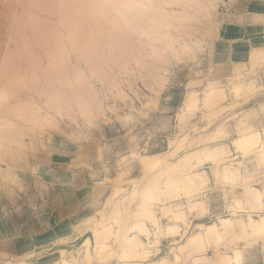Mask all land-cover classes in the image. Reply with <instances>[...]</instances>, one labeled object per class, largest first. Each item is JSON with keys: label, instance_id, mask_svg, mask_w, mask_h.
I'll return each instance as SVG.
<instances>
[{"label": "rangeland", "instance_id": "1", "mask_svg": "<svg viewBox=\"0 0 264 264\" xmlns=\"http://www.w3.org/2000/svg\"><path fill=\"white\" fill-rule=\"evenodd\" d=\"M237 4L238 0H199L193 5L185 0H0V94L5 93L0 96V135L9 122L20 124L19 105L30 96L42 104L43 116H50L42 126L28 123L20 145L24 147L12 143L14 151L7 153L5 141V153H0V213L7 204L27 198L28 203L41 201L38 191L58 178H53L57 169L68 181L73 179L72 172L80 170L82 192L90 198L75 220L62 225L57 219L43 231L64 236L57 244L17 255L0 249L2 264H56L63 256L73 261L86 253L81 244L87 237L92 238L94 252L82 264H152L162 255L173 264H218L216 251L233 254L235 247L243 248V257L234 264H263L264 237L257 235L244 239L226 234L230 237L225 235L220 244L211 240L203 248L179 250L197 222L233 218L230 206L242 208L244 201L246 210L264 214V120L251 122L243 112L250 100L264 92L260 90L264 42L254 44L248 62L237 63H222L225 47L219 42L224 13ZM256 4L263 9V4ZM257 34L263 36L264 31ZM257 48L263 52L251 58ZM239 84L245 88L240 94L237 87V95L233 88ZM211 85L223 87L224 97H217L218 102L209 93ZM192 91L198 97L194 103L188 98ZM207 93L215 97L213 104L214 98ZM57 94L58 104L45 103L52 96L56 100ZM251 128L260 133L257 139ZM240 132L243 137L247 134L244 141L249 135L254 138L252 145H248L251 140L248 144L246 140L247 145L240 140L238 145ZM222 142L232 149L228 154L210 150ZM202 146H207L205 152L197 150L190 158H181ZM216 156L217 160L212 158ZM152 159L158 163L154 161L147 171L143 165ZM227 165L239 168L235 180L225 178ZM203 169L209 179L200 185L192 171ZM62 177L59 180L64 181ZM179 177V188H165L169 178ZM245 190H251L250 195L245 197ZM259 199L257 207L254 201ZM142 204L162 215L160 239L149 241L141 234L151 243V254L128 257L126 240L134 232ZM191 204L197 208L189 212ZM170 208L190 213L186 220L190 224H183L175 235L166 232L172 221L163 216ZM193 212L202 213V218L196 219ZM238 213L249 216L247 211ZM109 221L115 232L103 239L111 244L105 247L110 254L99 251L96 255V243L103 239L95 242L98 234L93 237L92 231ZM148 224L152 232L155 227ZM61 248H66L65 254Z\"/></svg>", "mask_w": 264, "mask_h": 264}, {"label": "bare ground", "instance_id": "2", "mask_svg": "<svg viewBox=\"0 0 264 264\" xmlns=\"http://www.w3.org/2000/svg\"><path fill=\"white\" fill-rule=\"evenodd\" d=\"M180 1H182V0H180ZM187 3H188V5H193V3H199V0H185ZM124 5H125V2H124ZM196 6V5H195ZM192 7V6H191ZM190 14V13H189ZM186 15H188V13L186 14ZM181 17V16H180ZM181 19H186V20H188L189 19V16H185V17H181ZM184 32V31H183ZM174 40V39H173ZM173 42V41H172ZM259 42V45L261 44V42H262V44H263V42L264 41H258ZM171 45V44H170ZM255 45H258V43H256ZM254 45V46H255ZM257 47V46H256ZM262 50H263V48H262ZM261 50V51H262ZM255 50H252V55H251V58L252 57H254V58H256L255 56H256V54H257V51H258V54L257 55H259V52H261L260 51V49L258 50V48L256 49V53L254 52ZM263 52V51H262ZM255 53V54H254ZM262 55V54H261ZM260 58H263V57H260ZM257 59V58H256ZM254 60V59H253ZM252 60V61H253ZM257 61V60H256ZM254 62V61H253ZM253 82V81H252ZM252 85V84H251ZM48 86V85H47ZM243 86V85H242ZM242 86L239 84L238 86H235L234 88H233V86H232V88L234 89V91L236 90L237 91V95H239V92H240V90H237L238 88L240 89V87H241V92H240V94H242L243 92H242ZM238 87V88H237ZM250 87V86H249ZM222 88L223 87H217L216 85H211L210 86V89H209V93L211 94V95H214L215 97H216V101H215V97L213 96L212 98H214V100L211 102V100H210V102L213 104V102L215 101V102H218L219 100H221L219 97H221V95H223V90H222ZM236 88V89H235ZM243 88H245L244 86H243ZM233 89H232V91H233ZM46 90V89H45ZM221 90V91H220ZM245 90V89H244ZM233 91V93H235L236 94V92H234ZM219 92V93H218ZM1 93V92H0ZM5 94V93H4ZM4 94H0V96L1 97H4L3 95ZM46 94V93H45ZM50 94V93H49ZM210 94H208L207 93V95H209V97H210V99H212L211 98V96H210ZM55 95V94H54ZM57 96H58V94L56 95V100H55V98H54V96H52L53 98H50V99H48V98H46V100H45V103L47 102V105L48 104H50V102H51V104L50 105H56V104H58V101H57ZM8 97V96H7ZM219 98V100H217L218 98ZM222 97H224V95L222 96ZM189 101H191V103L193 102L194 103V101L196 102L197 100H198V97L196 96V92H194V91H192L191 93H190V95H189ZM24 99V98H23ZM60 99V98H59ZM27 101V102H25V101ZM24 100H22V102H23V105L21 106V105H19L20 106V112H21V110H22V112H23V117L21 118L22 119V121H20L19 123L20 124H16V123H12V121L11 120H9V121H11V122H9V125H8V128H6L5 129V131L4 130H2V134L0 135L1 136V138H0V153L2 152L3 153V155H4V153H5V149H4V146L6 145V144H8L7 146H8V152L7 153H11V151H14V146L13 145H11L12 143H17L19 146L20 145H22L23 144V140H24V138H23V135L25 136V134H26V130H24V128H28V123H29V125H31V124H36L37 123V125L39 126V124L41 125V122L42 121H44V120H47L50 116H47V114L46 115H44L43 116V114L41 113V109H42V104H40L39 103V101L37 100V98H35L34 96H30L29 97V99H24ZM32 101H33V103H32ZM44 101V100H43ZM26 103V104H25ZM28 103H30V104H28ZM18 105V104H17ZM19 106H17V107H19ZM58 106H60V105H58ZM22 107V108H21ZM188 107H189V104H188ZM56 108V107H55ZM57 110L59 111L60 109L59 108H57ZM19 113V112H18ZM50 113V112H49ZM58 113H60V111L58 112ZM18 115V114H17ZM16 115V116H17ZM20 116H22V113H20ZM248 116V115H247ZM244 119H246V118H244ZM50 121V120H49ZM52 121V120H51ZM42 124H43V122H42ZM42 126V125H41ZM14 128V129H13ZM252 129L253 128H251V134H253L254 132H255V134H256V131H254V132H252ZM16 130V131H15ZM249 131V133H250V130H248ZM19 132V133H18ZM226 132H228V131H226ZM241 132H242V130H241ZM240 132V133H241ZM244 132V131H243ZM245 132H246V130H245ZM264 132V131H263ZM215 133V132H214ZM258 133V132H257ZM244 133H241V135H240V137L243 135ZM254 134V135H255ZM260 134V133H259ZM259 134H256L255 136H256V139H257V135H259ZM247 135V134H246ZM246 135H244L245 137H241V139H239L238 138V142H239V144L238 145H240V140L242 141L241 143L244 145H247L248 144V141L249 140H251V144H250V142H249V146L250 145H252V140L254 139L251 135H249L248 137V140H247V144L245 143L246 142V140L244 141V139L246 138ZM264 137V136H263ZM244 138V139H243ZM253 138V139H252ZM159 139V138H158ZM236 139V138H235ZM160 140V139H159ZM259 140V139H258ZM257 140V142H258V144H259V142H260V140L258 141ZM5 141H7V143L5 142ZM234 141V140H233ZM235 141H237V140H235ZM243 141H244V143H243ZM256 140H254V142H255ZM225 142V141H224ZM224 142H222L221 144L219 143V144H216V145H213L214 147H210V145H208L209 147H210V150L212 149V150H214V149H216V150H218L217 152H218V154L219 153H224L225 155L226 154H228L231 150L229 149V147L227 146V144L226 143H224ZM238 142H234V143H236V146H238L237 145V143ZM253 142V143H254ZM257 142L256 143H254V144H257ZM6 143V144H5ZM26 144V143H25ZM257 144V145H258ZM164 145V144H163ZM242 145V146H243ZM18 146V147H19ZM235 146V147H236ZM242 146H238L239 148H241ZM20 147H24V146H20ZM30 147V146H29ZM204 147H207V146H204ZM203 146L202 147H200V148H198V149H196L195 150V152H193L192 150H191V152H187V153H185V155H183L181 158H190V155L192 154V153H196L197 152V150H198V152L199 153H202V150H204V152H205V148H204ZM237 147V148H238ZM245 148H248V146L247 147H245ZM252 148H256V145H255V147H249V149H252ZM4 149V150H3ZM13 149V150H12ZM209 149V148H208ZM249 149H245V150H249ZM240 150V149H239ZM4 151V152H3ZM240 151H242L243 152V150H240ZM250 151V150H249ZM255 151V150H254ZM206 152H208L207 150H206ZM211 152V151H210ZM213 152V151H212ZM246 152V151H245ZM1 153V154H2ZM15 153V152H14ZM214 153V152H213ZM249 153V152H248ZM13 154V153H12ZM16 154H18V153H16ZM223 154V155H224ZM246 154H247V152H246ZM11 155V154H10ZM161 155H163V154H161ZM200 155V154H199ZM205 155H206V153H205ZM215 155V154H214ZM220 155V154H219ZM222 155V154H221ZM220 155V156H221ZM218 156V155H217ZM217 156L216 157H212V158H215L216 160L219 158H217ZM244 156V155H243ZM2 157V156H1ZM10 157H13L12 155L10 156ZM144 157H145V155H144ZM201 157V156H200ZM210 157V156H209ZM225 157V156H224ZM224 157L222 158V159H224ZM160 158H162V157H160L159 156V159ZM221 158V157H220ZM143 160H145V159H143ZM161 160H163V159H161ZM160 160V161H161ZM149 161V162H148ZM147 161V163H145L144 165H143V167L147 170V171H150L151 169H150V167H149V165L150 164H152V163H154V161H155V165L158 163V160H153L152 159V161L153 162H151L150 163V160H148ZM157 161V162H156ZM190 161V160H189ZM145 162V161H144ZM165 163V162H164ZM168 163H172V162H168ZM217 163V162H216ZM230 163V162H229ZM153 164V165H154ZM152 167V166H151ZM227 168V171L225 172V174L227 175V176H225V178L226 177H228L227 178V180H229V178H230V181H231V179H236L235 177L237 176V170L239 169H236V168H232L230 165H227L226 166ZM3 168V167H2ZM3 169H6V168H3ZM205 170L203 169L202 171H199V170H197V171H192V172H194L195 174H196V177H198L197 179H200L201 180V184L200 183H198V186H199V184L200 185H202V184H205L206 183V181L209 179V174H207L206 172H204ZM144 174V173H143ZM1 175V174H0ZM142 175V174H141ZM223 175V177H224V174H222ZM185 178H186V176H184ZM190 177V175L189 176H187V178H189ZM140 178V177H139ZM186 178V179H187ZM192 178H193V176H192ZM191 178V179H192ZM179 179V180H178ZM178 179H175V178H172V179H170L169 178V180L167 181V183H166V189L168 190V189H172L173 187L174 188H177L179 185H181L180 184V182L182 181V177H179ZM190 179V180H191ZM223 179V178H222ZM178 180V181H177ZM183 180H184V178H183ZM199 180V181H200ZM198 181V182H199ZM226 181V180H225ZM190 182V181H189ZM189 182L187 183L186 182V184H187V186H188V184H189ZM227 182V181H226ZM195 183V182H194ZM184 184V183H183ZM193 183H191V185H192ZM195 186H196V184H195ZM194 186V187H195ZM182 187V186H181ZM180 187V188H181ZM263 187H264V185H263ZM179 188V187H178ZM257 188V187H256ZM163 190H165L164 188H163ZM170 191V190H169ZM173 191V190H172ZM190 192H191V190H190ZM250 192H251V190H245L244 191V196L246 197V196H248V195H250ZM117 193V192H116ZM260 194V193H259ZM263 195H264V188H263ZM111 196V195H110ZM109 196V197H110ZM109 197H108V199H109ZM109 201V200H108ZM107 201V202H108ZM111 201V200H110ZM196 202V201H195ZM193 204H195V205H197L196 203H193ZM254 204H257V207L258 206H260L259 204H260V199L257 201V200H255L254 201ZM143 205V207L142 208H140L139 209V211H138V218L135 220V222L133 223V227H134V232L132 233V234H130L129 236H128V241L126 240V244L128 245V243H129V246L127 247L126 246V248H127V250H124V251H126L125 252V255L126 256H128V257H134V256H147V255H150L151 253H149L150 251H149V249L148 248H152V245H151V243L150 242H146L145 240H143L142 238H141V234H146V239L147 240H149V241H151V237H153V239H155V241H159V239H160V233H161V231H162V228H161V218H162V215H158L157 213H155V211L153 210V209H151V208H147L146 207V205L145 204H142ZM177 205V204H176ZM179 205V204H178ZM201 205V204H200ZM243 206H244V208H243ZM243 206H242V208H241V206L239 207V209H238V206L236 207V205L235 206H230V212H231V214L234 216L233 218L232 217H222V216H219V217H217L216 218V221H212V222H209V223H204V222H197L196 223V230L190 235V236H188V238H187V240L185 241V242H183L181 245H179V250L181 249V250H184V251H187L188 250V252H189V250H190V248H191V251H193L192 250V247L195 249V247H197V249L198 248H203L204 247V245H206L207 243H210V241L212 240V241H216V244H220V242L223 240V238H224V236L226 235V234H229V235H231V236H238V237H243L244 239H245V237H248V236H261V237H264V214H254L253 212L254 211H256V209L254 210V211H252V209L250 210H246L245 209V202L243 201ZM195 207L196 206H194V205H190L189 206V212H191L192 210H194L195 209ZM256 207V206H255ZM197 208V207H196ZM202 208V207H201ZM254 209V208H253ZM243 211H247V212H249V216H248V218H246V217H244L241 213L239 214L238 212H243ZM189 212H187L186 214H182L181 212H179V211H176V210H174L173 208H170L169 210L167 209V210H165L164 211V213H163V216L164 217H167V218H169L170 220H169V222L170 221H172L171 222V224L169 225V227H168V229L166 230V232L168 233V234H173V235H175L176 233H178V231H179V228L180 227H182V225L183 224H190V223H188V221H186L187 220V217H188V214H190ZM201 212H202V210H201ZM203 212H204V210H203ZM260 213V212H259ZM255 215H257L258 217L257 218H255L254 216ZM148 222L150 223L151 222V224L152 225H154V227H155V229L151 232L149 229V224H148ZM109 224V225H108ZM108 224H107V222H104L102 225L103 226H101L99 229H96L95 230V228H94V230L92 231L93 232V237L95 236L94 234H98V237H96L95 239H94V241L96 242V239L97 240H99L100 239V241H101V238L103 239L104 237L105 238H108L107 236H110L111 235V231L112 230H114L115 229V227H114V223H113V221H109L108 222ZM169 224V223H168ZM114 227V228H113ZM237 228V230H235ZM110 229V231H108ZM103 230H107L108 231V234H107V231L105 232L106 234H104V232H102ZM234 230V231H233ZM114 232H115V230H114ZM99 233H100V236L103 234V236H101V237H99ZM230 233H232V234H230ZM110 234V235H109ZM105 235V236H104ZM229 235H226L225 237H227V236H229ZM230 237V236H229ZM104 238V239H105ZM90 239L92 240V238L91 237H87L84 241H83V243L81 244V247H83V249H82V251L84 252H86L85 254L83 253V256H75V260H73V261H71V260H69L68 258L69 257H65V256H63V259L61 260V261H59V262H57L56 264H82V262H83V260L85 259V258H87L86 256L88 255V257L89 256H91L90 254H88V253H90L91 251H92V249H91V245H90ZM104 239L102 240V242H99V241H97L98 243H96V247H95V251H96V255H97V253H103L104 252V255L105 254H110V250H109V253L107 252L106 253V251H105V247L107 246L108 247V245L110 246L111 244L109 243V244H107V243H105V242H109V240L107 241V239L105 240V242H104ZM127 239V238H126ZM205 241H208L207 243L205 242ZM211 241V242H212ZM128 242V243H127ZM206 244H205V243ZM85 246V247H84ZM207 246V245H206ZM59 247H61V245L59 246ZM106 247V248H107ZM94 248V247H93ZM178 248V247H177ZM189 248V249H188ZM49 249V248H48ZM51 249V248H50ZM54 249V248H53ZM70 249V248H69ZM107 249H109V247L107 248ZM106 249V250H107ZM159 250V249H158ZM60 251H61V253H64L65 254V251H66V248H61L60 249ZM100 251V252H99ZM103 251V252H102ZM154 251V250H153ZM156 251V250H155ZM52 252V251H51ZM92 252H94V251H92ZM217 252V254H218V259H217V262H218V264H234V263H239L240 262V260L242 259V257H243V248H241V247H235L234 249H233V254H230L229 252H227V251H224V250H220L219 251V249L216 251ZM48 253V252H47ZM67 253V252H66ZM156 252H154L153 254H155ZM174 253V252H173ZM124 254V253H123ZM152 254V255H153ZM73 255V254H72ZM77 255V254H76ZM95 255V254H94ZM61 257H62V255H61ZM90 258H92V257H89V259ZM178 258V257H177ZM197 259H198V257H196ZM61 259V258H60ZM176 259V258H175ZM197 259H195V260H197ZM58 261V260H57ZM173 260H171L170 258H168V256H165V255H162V256H160L159 258H155L154 260H153V262H152V264H173L174 262H172ZM8 262H11V261H8ZM14 262V261H13ZM16 262V261H15ZM140 262V261H139ZM19 263H21V264H30V263H27V262H24V261H21V262H19ZM9 264V263H8ZM15 264H17V263H15ZM132 264H145V263H137V262H132Z\"/></svg>", "mask_w": 264, "mask_h": 264}, {"label": "crops", "instance_id": "3", "mask_svg": "<svg viewBox=\"0 0 264 264\" xmlns=\"http://www.w3.org/2000/svg\"><path fill=\"white\" fill-rule=\"evenodd\" d=\"M256 3H261L264 6V0H238L235 9L229 14L224 13L219 32V42L225 47V50L222 51L224 55L222 63L248 62L250 50L257 41L264 38V35L258 36L257 34L264 31V20L261 19L264 16V7L258 10ZM252 6H255L254 10L251 9ZM261 27L263 28L260 29ZM260 90H264V87ZM260 101L262 102L260 103ZM263 103L264 92L258 94L256 100H250V104L244 108L246 110H243V112H247L249 121L258 123L264 120ZM246 116L244 117L246 118ZM62 176L65 177V173L57 169L53 178H58L48 182L47 188L38 191L42 194L41 201L28 203L29 198H27L23 202L18 201L15 204H7L8 207H2L4 212L0 213L1 250L16 255L24 251L25 254L36 253L41 247L55 245L58 239L64 237L56 231L53 234H45L43 231H46L49 225L56 222L57 219L62 225L69 220H75L78 214H82L88 207L90 198L82 192L81 181L83 182V179H81L80 170L72 172L73 179L70 181ZM61 177L64 181L59 180ZM31 192L32 194L36 193L33 192V189ZM191 215H194L196 219L203 216L202 213L198 214L197 212H193ZM62 230L64 231V227L59 231ZM72 233L73 231L67 236ZM262 260L264 264V255Z\"/></svg>", "mask_w": 264, "mask_h": 264}, {"label": "built area", "instance_id": "4", "mask_svg": "<svg viewBox=\"0 0 264 264\" xmlns=\"http://www.w3.org/2000/svg\"><path fill=\"white\" fill-rule=\"evenodd\" d=\"M0 264H2V263H1V260H0Z\"/></svg>", "mask_w": 264, "mask_h": 264}]
</instances>
